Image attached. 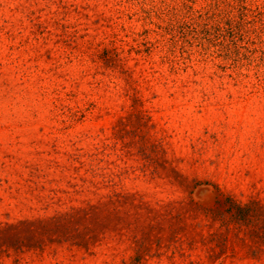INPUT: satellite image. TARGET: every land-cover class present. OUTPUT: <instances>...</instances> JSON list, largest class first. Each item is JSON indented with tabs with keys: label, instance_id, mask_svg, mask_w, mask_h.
Returning a JSON list of instances; mask_svg holds the SVG:
<instances>
[{
	"label": "rangeland",
	"instance_id": "obj_1",
	"mask_svg": "<svg viewBox=\"0 0 264 264\" xmlns=\"http://www.w3.org/2000/svg\"><path fill=\"white\" fill-rule=\"evenodd\" d=\"M114 192L143 258L1 234L0 264H264V0H0V226Z\"/></svg>",
	"mask_w": 264,
	"mask_h": 264
},
{
	"label": "trees",
	"instance_id": "obj_2",
	"mask_svg": "<svg viewBox=\"0 0 264 264\" xmlns=\"http://www.w3.org/2000/svg\"><path fill=\"white\" fill-rule=\"evenodd\" d=\"M142 206L143 204L137 203L132 195L114 192L96 203L72 208L53 217L0 226V235H3L2 240L0 239L1 245L5 249L12 248L16 251L23 248L43 250L48 244L65 242L89 251L100 235L116 232L121 237L130 235L136 254L134 260H139L146 253L145 245L128 221L131 214L128 211L124 212L123 209H153ZM137 215H139L137 212L133 214ZM236 216L243 222L256 217L264 225V205L256 202L238 206Z\"/></svg>",
	"mask_w": 264,
	"mask_h": 264
}]
</instances>
